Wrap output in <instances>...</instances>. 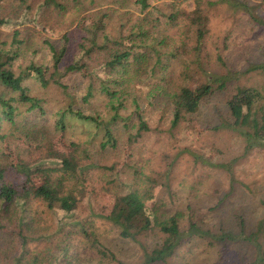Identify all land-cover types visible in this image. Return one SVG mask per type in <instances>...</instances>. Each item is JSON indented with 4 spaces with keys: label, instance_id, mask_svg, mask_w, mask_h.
<instances>
[{
    "label": "trees",
    "instance_id": "obj_1",
    "mask_svg": "<svg viewBox=\"0 0 264 264\" xmlns=\"http://www.w3.org/2000/svg\"><path fill=\"white\" fill-rule=\"evenodd\" d=\"M95 1H44L77 11L72 21L63 23L67 30L59 42L45 40L51 53L48 62L30 59L18 63L20 52L12 45L8 47L0 33V264H64L61 261L74 248V235L85 237L102 255L115 259L94 224L81 216L80 196L68 183L74 178L83 185L96 169L114 170L115 163L102 164L97 154L116 153L122 144L138 143L151 134L154 127L145 116L138 92L141 85H150L166 97L172 112L169 131L190 128L202 106L228 86L231 71L212 73L202 56L213 7L226 4L234 10L244 9L251 19L264 24L243 0H133L122 6L130 7L127 10H119L115 4L96 9ZM184 5L191 11L188 18L181 13ZM80 15L81 23H75ZM118 20L115 29L111 27ZM9 22V18L0 17V24ZM19 35L20 30H15L13 42L23 44ZM176 61L182 66L183 81L172 87L168 75ZM251 69L264 73V63ZM132 88L136 90L132 92ZM56 93L63 98L62 104L52 102ZM87 103L96 107L86 109L83 104ZM224 103V110L218 111L219 121L209 122L214 126L207 127V132L222 133L225 139L238 137L243 156L264 148V86L237 84ZM128 108L131 113L123 115V109ZM132 116L133 122H129ZM73 120L82 123L84 129L68 138ZM119 123L125 138H121ZM59 138L64 148L58 146ZM191 147L176 146V157L166 165L152 166L151 158L141 157L131 166L139 186L132 182L126 192L107 188L116 196L112 209L104 213L90 203L89 216L110 222L121 239L138 244L143 251L142 264H169L183 242L197 236L248 241L254 244L255 257L245 264H264V216L249 234L244 229L211 234L201 226L209 214L195 215L190 206L187 213L173 210L178 194L174 193L172 176L178 159L186 157L195 164L232 174L240 158L223 160L213 153L206 155L205 148L197 152ZM6 168L19 173L17 183L7 181ZM123 173L116 172L112 182L126 185ZM38 174L44 177L39 184L35 181ZM157 186L164 192L152 202ZM34 200L43 201L53 213L54 231L30 234L34 218L29 215L30 205ZM222 204L224 199L218 198L212 209L218 212ZM148 234H156L160 240L151 249L144 240ZM15 235L20 239L17 244ZM36 237L48 244L32 252L28 243Z\"/></svg>",
    "mask_w": 264,
    "mask_h": 264
},
{
    "label": "rangeland",
    "instance_id": "obj_2",
    "mask_svg": "<svg viewBox=\"0 0 264 264\" xmlns=\"http://www.w3.org/2000/svg\"><path fill=\"white\" fill-rule=\"evenodd\" d=\"M44 1L0 0V17L6 20L10 19L9 23L0 24V33L2 38L8 42V47L12 45L20 52L18 63L24 64L30 59L40 63L48 62L51 53L45 40L59 42L67 30L63 23L72 21L74 14H77L76 9L72 6L63 10L55 3L45 4ZM57 1L66 3L71 0ZM113 1L96 0L93 6L99 9L115 4L113 6H117L119 10H127L130 7L122 8V6H128L133 2V0H117L116 3ZM243 1L248 2L259 18L264 21V0ZM82 8V4L78 6L79 13ZM211 10L210 29L202 56L207 63L206 68H210L212 73L231 71L230 83L202 106L199 116H194L197 119L196 122L190 128L182 126L172 131H169L172 119L171 108L162 92L153 89L150 85H141V89L137 88L143 107L147 111L145 116L154 127L151 134L146 135L138 143L125 146L122 144L116 153L97 154L100 163L108 165L115 163L114 170L96 169L92 178L83 185L80 180L74 178L68 183L69 188L70 186L76 187L77 196H80L78 209L81 216L94 224L98 236L110 248L111 252L115 253L116 258L112 259L102 255L98 248L87 242L85 237L74 235L72 238L73 253L70 252L73 255L70 254L65 260H62L61 262L64 264H100V262L105 264H121L120 262L142 264L143 251L140 246L131 240L121 239L118 229L110 222L90 217L89 204H93L98 211L109 213L116 197L110 190L126 192L132 187V182L133 186H139L140 183L133 178L134 167H131L133 164H137L136 161H140L141 157H144L153 160L150 162L152 166L162 163L166 165L176 157L178 150L175 147L187 144L197 152H201V149L205 148L206 155L213 153L223 160L235 156H240V158L234 165L232 174L213 167L195 164L186 157L178 159L174 163L172 176L174 193L178 194L174 200L173 210L187 213L191 208L195 215L209 214L207 221L201 226L209 230L211 234L220 233L221 230L239 233L243 229L245 233L249 234L256 230L258 221L264 216V148H255L243 156L241 139L235 136L233 139H225L221 135L222 133L207 132V127L214 126L208 124L209 122L219 121L218 111L224 110V102L237 84L264 86V73L255 69L249 70L255 65L264 63V24L251 19L244 9L234 10L226 4H220ZM181 13L187 18L191 16L190 9L185 5L181 6ZM81 18V15L77 17L75 23L80 24ZM119 21L112 22L111 27L113 26L115 29ZM17 29L20 30L19 38L24 41L23 44L13 42L14 32ZM99 68L101 67L99 66ZM168 81L172 87L183 81L182 66L178 61L174 62L169 69ZM135 90L136 88L131 89L132 92ZM57 100L61 104L64 102L62 97L60 99L59 93H56L52 102L55 103ZM127 102L130 103V99ZM83 106L89 110L96 107L92 103L83 104ZM122 113L123 115L130 114L131 108L123 109ZM133 119L132 116L128 121L133 122ZM71 124L73 126L68 132V138L84 129L78 120H73ZM117 126L121 138H125L126 135L120 129V123ZM171 133L174 134L173 138H171ZM15 144L16 142H13L12 146ZM57 144L60 148H64L60 138ZM7 163L12 164L11 160H8ZM118 171L126 172L122 174V178L127 181L126 185L112 182ZM18 175L19 173L15 172L13 168H6V179L10 183H17ZM43 180V175L35 176V181L38 184ZM80 190H84L82 195ZM163 192L162 187L157 186L151 201L157 200L163 195ZM218 198L224 199V204L216 212V209H212V207ZM29 215L34 217L31 221L33 226L31 235L33 232V236H36L40 231H54L55 217L43 201L34 200L30 205ZM59 238L61 240L63 236L60 235ZM158 238L156 234H148L144 240L151 249L159 243ZM58 239L55 240L58 241ZM19 240L15 235L14 243L17 244ZM7 242L11 243V239L7 238ZM47 244L46 239L36 237V239L29 240L28 249L36 252L42 250ZM30 256L27 255L28 258ZM254 257V244L248 241L197 236L190 241L183 242L170 259L169 264H245L253 260ZM43 263L47 262L43 261Z\"/></svg>",
    "mask_w": 264,
    "mask_h": 264
}]
</instances>
